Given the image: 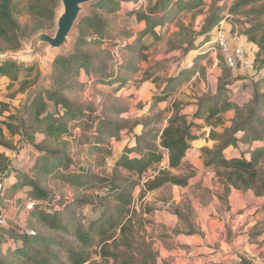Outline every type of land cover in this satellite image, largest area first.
Wrapping results in <instances>:
<instances>
[{"label":"trees","instance_id":"trees-1","mask_svg":"<svg viewBox=\"0 0 264 264\" xmlns=\"http://www.w3.org/2000/svg\"><path fill=\"white\" fill-rule=\"evenodd\" d=\"M127 1L130 0H99L91 7L92 14L78 23L74 52L58 56L52 62L50 78L53 89L39 93L30 103L34 113H30L23 122H31L33 133L41 134L43 143L33 149L30 171L34 176L17 186L28 189V199L38 202L28 212V220L34 229L43 232H11L5 239L0 229V264H157V252L152 249L150 242L139 236L140 222L134 221L136 214L130 212L133 192L138 186L134 178L140 179L158 165L163 159V152H166L168 169H161L152 180L146 182L145 191L151 192L166 184L187 187L194 175H173L169 170L180 168L191 143L199 138L196 131L201 127L196 121L211 128L207 140L216 144L211 149L202 147L200 154L203 168L215 170L216 182L224 193L223 197H218V201H222L226 211L230 210L228 198L232 191L251 192L254 198L264 203V177L259 169V166L264 167V140H261L264 135V92L258 90V85L264 83V75L254 82L253 96L245 107L225 99L226 87L236 81L228 76L227 80L220 82L213 95L196 101V112L190 121L182 114L180 102L174 101L166 125L161 130L153 129L152 126L161 122L160 113L156 112L140 123V133L132 135L134 144L124 148L123 153L115 159L110 176H100L89 169H72L74 154L70 151L69 138L87 158L102 156L101 161H96L94 166L103 168L105 159L111 158L113 154L109 140L118 139L123 132L132 134L135 125L129 126L127 121L118 122L121 111L111 109L98 112L85 100L71 99L83 92L87 83L92 87L98 84L110 86L111 91L116 93L133 75L141 72L138 63L146 60V56L141 53L146 47L141 41L155 28L171 21L177 13L202 4L197 0H145L143 8H133L125 14L142 24L141 30L133 36L117 24L119 11L123 10L121 3ZM219 1L215 0V9L205 21L202 36L210 35L225 10L224 6H217ZM251 2L242 0L236 7ZM133 3L137 5L138 0H133ZM55 9V0H28L26 4L28 13H37L48 24L54 20ZM13 11L14 0H0L2 51L18 48L16 33L21 30V26ZM43 26V23H39L30 33ZM244 36L257 49L253 67L260 71L264 68V43L246 34ZM124 39L131 41L127 43ZM104 44L116 49L118 57L101 50ZM191 51L187 49L186 52L188 54ZM205 57L206 52L196 54L185 69L165 80L153 94L148 112L153 113L158 105L166 103L188 75L200 68L199 63ZM226 69L229 71L225 66ZM21 71L26 75L31 72L12 62L0 63V75L9 76L14 82ZM142 74L137 84L147 82L153 76L149 72ZM83 75L86 83L80 81ZM229 111H234L231 126L223 128L222 133H215L213 129L223 126L222 116ZM76 131H79L78 136L74 135ZM239 133L243 135L237 137ZM238 143L247 149L239 156L226 157L224 152L229 147L236 148ZM83 146H87V149H82ZM3 160L4 157L0 155V173L5 172ZM122 170L125 174H122ZM53 183L68 188L73 198H52L48 186ZM96 191L105 193L101 203L92 201L98 196L94 194ZM87 205L99 211L96 218L83 219L85 217L78 213ZM172 232L185 236L198 233L192 230ZM8 241L11 243L1 251V246ZM94 247L98 248L95 254L99 261H90ZM238 262L250 264L243 259Z\"/></svg>","mask_w":264,"mask_h":264},{"label":"rangeland","instance_id":"rangeland-1","mask_svg":"<svg viewBox=\"0 0 264 264\" xmlns=\"http://www.w3.org/2000/svg\"><path fill=\"white\" fill-rule=\"evenodd\" d=\"M197 1L202 4L191 10L177 13L171 21L158 26L141 41L146 47L141 52L142 55L146 56V60L138 63L141 72L133 75L125 86L113 93L110 86L98 84L92 87L87 83L84 91L76 94L71 99L85 100L93 105L98 112L111 109L121 111L117 121H127L129 126L135 125L132 134L123 132L120 133L118 139L112 138L109 140L113 154L111 158L105 159V167L103 168L94 166L96 161H101L102 156L94 155L87 158L83 153H80V147H74L72 138H69L68 141H70L72 147L70 151L74 154L72 169H89L100 176H104L103 174L110 176L115 159L123 153L124 148L131 147L134 144L132 135L140 133V123L158 112L160 113L161 122L152 126V128L163 129L167 118L170 116V108L174 101L180 102L182 114L190 121L192 115L196 112V101L202 97L213 95L220 82L227 80L228 76L231 79L235 78L236 81L226 87L225 99H229L235 105L243 107L251 101L252 91L255 89L254 82L258 77L264 75V68L258 71L254 66L251 71L246 72L238 67L234 72L227 69L226 71L222 62V55L211 42L215 28L221 25L225 29L228 39L240 38V44L244 46L245 50L247 47L246 52L254 59L253 50L247 45L248 42L244 35L246 34L254 40L264 43V0H247L252 2L241 7L236 6L242 0H220L217 6H224L225 10L209 36H202L201 31L206 19L215 9V0ZM27 2L28 0H14L13 13L20 23L21 30L16 33L18 48L11 50V52L23 49V44H27L31 36L38 32L53 35L55 31L54 20L51 24H48V21L43 20L37 13H35L36 15L28 13V10H26ZM55 3L56 9L54 12L57 14L58 0H55ZM95 3L86 6L89 15L92 14L91 7ZM145 3V0H138L137 5L133 3V0L121 3L123 10L119 11L117 24L130 31L133 36L141 30L142 24L137 23L133 17H127L125 14L127 10L143 8ZM85 16L87 14L82 15L80 20ZM39 23H43V28L30 33ZM77 26L78 24L73 33L71 49L78 35ZM124 40L127 43L131 41L130 39ZM209 47L210 50H208ZM100 49L112 53L114 57H118L115 53L116 49L107 46V44L102 45ZM187 49L192 50L191 53L187 54ZM0 52L5 53L8 51L0 49ZM68 52L65 49L56 52L52 56V61L58 56L66 55ZM203 52H206V57L200 61V68L188 75V78L165 104L158 105L153 113L148 112L151 98L157 92L156 89L159 90L165 80L185 69L196 54ZM124 55H127L126 52H124ZM135 55L137 57L136 53ZM13 64L24 70H31V72L26 75L21 71L15 82L9 76L3 77L0 75V155L4 157L5 166V172L0 173V213L6 212V225L1 229L5 239L7 234L11 232L16 234H30L34 230L43 232L37 228L34 229L30 225L28 211L23 208V203L28 200L29 192L28 189L18 187L17 184L34 176V173L30 171L34 155L33 149H35L34 147L39 148L43 143L42 135L33 133L31 122L26 121L24 123L23 120L27 119L30 113H34L30 103L35 96L48 89H53L51 78L40 84L42 74L38 61L27 65L20 62ZM143 72L152 73L153 76L149 81L137 84L142 78ZM80 81L86 83L84 75L81 76ZM258 90L264 92V83L258 85ZM107 117L110 119V116ZM233 117L234 111L223 114V126H217L213 131L222 133L223 128L231 126ZM196 124L201 127L199 131H196V135L199 136L195 143L197 151L191 153L188 159L195 163L193 169L196 172L190 171L189 168L182 170L184 175L192 176L195 174V177H197L196 182L198 181L199 185L196 184L188 189L186 192L188 197L180 199L178 202L176 200L171 202L174 193L170 190L146 192L144 175L140 179L134 178L138 182V186L133 192L130 212L136 214L134 221L138 220L140 222L139 236L144 238L146 242H150L152 249L157 252V264L163 262L160 260L159 245L156 242L157 237L161 235L162 239H166L168 237L166 229L172 234V231L184 233L191 230L198 232L199 230L198 237L202 240L203 248H206L203 252L207 253L201 254V257L197 256V258L202 259L201 264H210L209 255L213 256L220 250L222 244L225 247H230L233 251V256L225 257L226 260L224 256L217 258L222 259L223 264H239V259L247 260L250 264H264V203L261 199L254 198L251 192L234 191L230 193L228 198L230 210L226 211L222 201H218V197H223L224 193L220 185L214 183L211 178V174L215 170L209 168L211 173L208 175V169L203 168L199 149L200 147L211 149L216 144L207 140L211 128L205 126L201 121H196ZM75 133L74 135L78 136L79 131ZM242 135V133H239L237 137ZM261 140H264V135L261 136ZM252 144L258 145L257 143ZM82 149H87V146H83ZM246 149V146L238 143L236 148L229 147L224 155L226 157L239 156ZM28 157L30 160H27ZM161 162L154 166V172L158 173L162 169ZM259 169L264 177V167L259 166ZM122 174H125L123 170ZM208 183H212V185L210 184L212 187L209 185L211 189L204 188V190L200 187V185L208 186ZM48 187L51 190L52 198H71L73 196L68 188H61L60 184L53 183ZM149 193L152 196L147 201L146 198ZM94 194L98 196L92 201L101 203V197L105 194L104 191H96ZM78 213L85 217L83 219H94L98 216L99 211L94 206L87 205L83 206ZM10 243L8 241L7 244L1 246V251L6 249ZM97 249L95 247L92 249L90 261H99L98 256L95 254ZM220 251L222 252V250ZM194 257H196V254Z\"/></svg>","mask_w":264,"mask_h":264},{"label":"water","instance_id":"water-1","mask_svg":"<svg viewBox=\"0 0 264 264\" xmlns=\"http://www.w3.org/2000/svg\"><path fill=\"white\" fill-rule=\"evenodd\" d=\"M99 0H58V12L54 16L53 35L38 32L31 36L23 49L15 52H0V63L13 62L23 65L39 62L41 68L40 84L51 77L53 54L65 49L67 56L73 53V33L82 15H89L86 6ZM49 90V89H48Z\"/></svg>","mask_w":264,"mask_h":264},{"label":"crops","instance_id":"crops-1","mask_svg":"<svg viewBox=\"0 0 264 264\" xmlns=\"http://www.w3.org/2000/svg\"><path fill=\"white\" fill-rule=\"evenodd\" d=\"M247 45L250 46V48H252V50H253L252 53L254 55L255 52L257 51L256 47L252 44H249V43ZM246 50H247V47H246ZM195 111H196V108H195ZM196 142H197V140L191 143L192 148H190L186 157L182 161L180 168L175 169V170L174 169L169 170V172H171L173 175H180V174L184 173L182 170L184 168L185 169L189 168L190 171L196 172L195 169H193V166H195V163H192L191 161L188 160L189 155L191 153L197 151V148L195 147ZM201 148L202 147H200L199 149H201ZM167 164H168L167 153L163 152V159H162V162L160 164L162 169H168ZM210 169H212V168H210ZM150 170L153 171L155 169H150ZM150 170H148V171H150ZM158 170H160V169H158ZM207 171H209L208 175H210L211 171L209 169ZM214 174L215 173L211 174V178L214 181V183H217ZM196 179H197V177H195V174H194L193 178L190 180L189 185L185 188L166 184L157 190H158V192H162L164 189L170 190L171 192L174 193V196L171 199V202H174L175 200L178 202L180 199L188 197V195H186V192L188 191L189 188L193 187L196 184L199 185V183H197L198 181L196 182ZM210 184L212 185V183H210ZM210 184L208 183V186L200 185V187H202L203 189L205 188V189L209 190L212 187ZM233 192L234 191H232L231 193H233ZM150 196H152L151 193L148 194V196L146 198L147 201L149 200ZM200 231L202 232L203 230L201 229ZM198 232H199V230H198ZM155 233H157V232H155ZM162 234H164V233L162 232ZM166 234H168V237L166 239H162V237L160 235L159 237H157V241H156L159 245L160 260L163 261L162 264H164V263L165 264H201L200 262L202 259L197 258V256L201 257V254H207V253L203 252L204 250H206V248H203L202 240H201V238L198 237V233L191 235V236L174 235L168 229H166ZM164 242H167V243L165 244ZM220 250H222V252ZM220 250H218L217 252L212 251V252H216L213 256L209 255L208 259L210 261V264H223L224 263L223 260L217 259V258H220L223 256H224V258L233 256L232 249L230 247H225L224 244L220 245ZM201 252H203V253H201ZM195 254H196V257H194ZM226 259L227 258H225V260Z\"/></svg>","mask_w":264,"mask_h":264},{"label":"built area","instance_id":"built-area-1","mask_svg":"<svg viewBox=\"0 0 264 264\" xmlns=\"http://www.w3.org/2000/svg\"><path fill=\"white\" fill-rule=\"evenodd\" d=\"M225 29L220 25L213 32V40L211 44L215 45L220 54L223 56L224 64L229 71L234 72L239 67L241 70L249 72L253 68V57L249 56L244 46L240 44V38L228 39ZM27 160H30L28 157ZM156 172L150 170L144 173L145 183L152 180L156 176ZM142 175V176H143ZM38 205V202L28 199L23 203L26 211H31ZM45 205V204H44ZM42 205V208H44ZM6 225V212L0 213V229Z\"/></svg>","mask_w":264,"mask_h":264}]
</instances>
